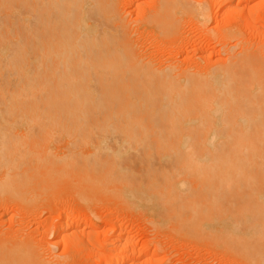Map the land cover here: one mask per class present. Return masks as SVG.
<instances>
[{
	"label": "bare ground",
	"instance_id": "bare-ground-1",
	"mask_svg": "<svg viewBox=\"0 0 264 264\" xmlns=\"http://www.w3.org/2000/svg\"><path fill=\"white\" fill-rule=\"evenodd\" d=\"M222 1L230 11L232 0ZM119 12L113 0H0L1 118L8 120L10 117L9 120L26 123L79 126L76 130L80 131L78 133L84 131L97 141L95 151H89L93 157L106 156L107 159L103 161L109 160L106 171L110 175L123 172L121 161L129 155L142 158L145 169L153 166L150 158L158 156L159 159L161 155L171 156H167L170 158L167 161L164 159L160 162L159 159L162 171L166 163L173 169L179 163V168L176 166L179 171L186 161V168L189 165L192 168H202L203 165H207L206 168L215 167L218 178L212 177V172L215 173L212 169L210 176L214 178L213 182L208 179L202 183L206 184L204 189L207 190L205 194L200 190L199 194L206 197L212 191L213 197L222 199L227 197L226 191L231 190L232 198L241 204L264 205L263 59L253 60L246 52L251 60L247 56L242 59L238 58L239 54L233 57L232 53H228L223 65L199 70L202 73L197 71L199 73L195 74L189 70V75H180L179 71L174 74L169 69L159 70L148 62L144 63L129 47L123 36L124 19ZM154 21L157 23V20ZM5 111L8 114H1ZM84 134L81 136L84 137ZM181 155L188 160L176 162ZM172 156L178 157L173 159ZM197 157H211L212 163H200ZM66 159L64 162L67 163ZM168 160H175L177 164L174 161L168 163ZM96 163L94 166L90 163L94 170L98 166ZM103 164L98 166L100 169L102 166V170L96 166V172L101 174L107 167ZM91 167L89 170L92 173ZM155 167L158 168V165ZM128 172L125 171L126 180L130 176L128 182L124 180L125 175L123 178L117 176L127 182H120L122 185L117 182L121 185L119 193L125 200L144 204L151 209L157 204L178 209L183 199L185 203L182 206L185 204L193 208L195 199L188 198L190 202L193 200L190 205L187 203L190 195L186 194V198L183 195L184 191L190 193L188 182V189L183 186L182 193L173 188L176 185L182 188L185 180H177L176 185L161 182L163 187L158 188L157 175L147 180V175L143 174L142 178V174L138 177L128 175ZM175 190L178 193L173 194ZM192 210L194 212L196 208ZM77 216L75 212L63 217L61 223L59 220L56 236H64V221L69 217L74 220ZM232 217L235 221V216ZM247 221L245 218L244 222ZM197 222L196 227L201 223ZM249 225H245L242 232L221 226L217 238L228 240L231 242H226L228 245L239 247L241 257L258 263L264 261V251L254 249L252 240H248V237L259 235L258 230ZM89 226L94 228L98 222ZM113 229H108L109 233ZM127 250L126 253L122 251L121 256L118 254L121 260L129 255ZM117 256H110L112 260L105 264H116ZM130 256L131 259L134 255Z\"/></svg>",
	"mask_w": 264,
	"mask_h": 264
},
{
	"label": "rangeland",
	"instance_id": "rangeland-1",
	"mask_svg": "<svg viewBox=\"0 0 264 264\" xmlns=\"http://www.w3.org/2000/svg\"><path fill=\"white\" fill-rule=\"evenodd\" d=\"M113 1L124 19L123 36L126 37L129 47L137 57L142 58L144 63L151 64L153 68H165L173 73L179 71L180 75H189L192 71L197 74L206 70V67L223 65L228 53L233 54V57L239 54L238 58H259L258 61H264V0H232L230 11L222 0ZM151 20H157V23ZM170 65L176 67L177 71ZM1 114L6 115L8 112ZM9 118L4 120L0 116V148H3L0 151V264H105L122 251L126 253V249L128 256H134H130L131 259L126 256V260H121L118 255L119 258L116 257L115 261L119 262L114 263L264 264V261L251 263L239 255V247L228 245L231 242L224 238H217L221 226L242 232L245 225L251 223L249 226L257 229L259 235H256L257 238L248 237V240H252L254 249L264 251V205L241 204L232 198L231 190L226 191L227 197L222 199L213 197L212 191L210 194L206 193L208 199L202 196L207 190L204 189L206 184L202 183L219 176L215 167L206 168L207 165H203V170L189 165L186 168V156H172L173 159L177 158L176 162H186L183 165L185 168L180 167L179 171L176 169L179 163L174 169L169 164L171 172L173 171L171 173L167 163L165 166L168 171L166 168L162 171L160 163L164 159H170V155H161L160 162L158 156L150 158L154 166H150L151 169H145L142 158L129 155L121 161L124 174L119 172L116 176L110 175L106 171L109 160L103 161L107 159L106 156L97 158L98 156L93 157L90 152L95 151L97 141L81 131L84 137H89L84 141L82 134L78 133L80 131H76L79 126L26 123ZM87 152L92 153V156ZM210 158L197 157V160L210 164L213 159ZM65 159L68 160L67 163L64 162ZM88 159L90 160L86 163ZM96 162L98 166L102 162L107 166L101 174L96 172L99 168L97 165L95 170L91 167ZM155 162L158 168L155 167ZM141 163L143 166L140 167ZM159 168L161 170L157 171ZM212 169L215 173L212 172L214 176L211 177ZM99 170H102V166ZM148 170L152 175H149ZM125 171L128 175L138 177L142 174V178L143 174L147 175L144 176L146 179L157 175L158 188L161 182L176 185L177 180H185L182 188L178 185L173 188L183 192L189 187L190 193L184 191L183 195L185 198L190 195L187 199H195L192 209L196 210L192 212L191 206H182L185 203L183 199H180L183 201L180 207L174 205L178 209L162 204L151 209L144 204L125 200L119 193V187L128 182L130 177L126 180ZM138 172L140 174H136ZM123 175L126 181L121 179ZM161 176L165 179L162 180ZM205 176L207 177L204 181ZM177 190L173 194L178 193ZM200 190L204 194H199ZM180 192V196H183ZM191 202L188 199L187 203L191 205ZM75 212L78 215L77 220L70 217L65 220L67 223L64 221V236H56V228L63 217L71 216ZM232 216L237 217V220L234 218L233 221ZM245 218L246 221L249 220L248 223L244 222ZM197 221L202 225L198 224L196 227ZM93 222H98V226H89ZM191 223L195 226L190 227ZM112 227L113 232L109 233L108 229Z\"/></svg>",
	"mask_w": 264,
	"mask_h": 264
}]
</instances>
